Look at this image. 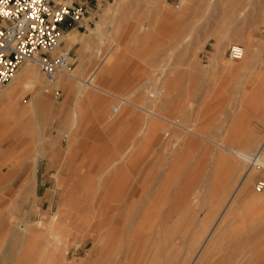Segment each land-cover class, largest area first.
Listing matches in <instances>:
<instances>
[{
  "label": "rangeland",
  "instance_id": "1",
  "mask_svg": "<svg viewBox=\"0 0 264 264\" xmlns=\"http://www.w3.org/2000/svg\"><path fill=\"white\" fill-rule=\"evenodd\" d=\"M71 1L87 10L84 26L62 24L75 31L69 48L62 41L74 77L49 80L33 63L49 83V102L37 116H0V264H136L140 255L154 256L151 264H186L244 162L235 169L232 159L215 157L210 141L172 148L178 131L145 113V93H161L148 104L158 113L179 122L189 108V122L205 135L226 136L249 155L264 136V0H251L257 19L241 32L226 28L225 0ZM235 44L252 69L227 58ZM88 74L143 108L84 87ZM29 98L21 94L23 104ZM262 174L264 168L252 177L248 198L215 241L212 264H264V199L254 201L264 197L255 190ZM26 176L31 185L23 188ZM191 196L201 197L195 208L182 202ZM18 226L32 237L17 234Z\"/></svg>",
  "mask_w": 264,
  "mask_h": 264
},
{
  "label": "bare ground",
  "instance_id": "2",
  "mask_svg": "<svg viewBox=\"0 0 264 264\" xmlns=\"http://www.w3.org/2000/svg\"><path fill=\"white\" fill-rule=\"evenodd\" d=\"M224 2H226V4H227V7H226V12L228 13L227 19H226V28L227 29L232 28L235 31H240L241 32L242 31L241 30V27H242L243 24L248 25L249 23H254L256 21L257 18L255 16V14H251L250 13V10H251V7H252L250 5L253 4L251 2V0H225ZM74 34H75V31L74 30H70V31H67V32L63 33V35L61 36V41H64L65 42L66 47H68V48L70 47L71 40L73 39ZM220 39H218V40H220ZM173 42H175V41H173ZM242 49H243V56L239 59V60L243 61L242 64H240L241 65V68L244 69V70L245 69H252L253 68V62L250 61V60H248L245 57V49L243 47H242ZM219 52H220V50H217V54ZM218 56H219V54H218ZM239 60H232V61H239ZM31 63H32V65H31ZM33 63L34 62H32V61H24L18 67V69L16 70V72L14 73V75L12 76V78L10 79L9 87H8V89L6 91V94L4 95L5 96V103H4L5 106H3V105L1 106V108H0V116H2L1 115L2 112L6 113V114L7 113H11V114H14V116L16 115L18 117L19 116L27 115V113H32L33 116H37L38 114H40L41 110L44 109L45 105L49 102V95L45 92L48 89V87H49V83H47L46 80L42 79L41 76H40V74L35 71V68L33 67V65L36 64V63H34V64ZM37 67H38V65H37ZM38 70L40 71L39 67H38ZM66 71H67V69L63 70L59 74H66L67 77H74V76L70 75ZM92 80H93L92 74H88L84 80H81L80 81V83H82L84 85V87L94 88L96 90V92L98 90V91H100V93L102 92V93H105L107 95H112V96L115 97V99L117 98V100L120 101V102H125V103H128V104L133 105V106L138 107V108H143L140 105L135 104L134 102L128 100V98L126 99L124 97H119L117 95H113L109 90H107V89H105L103 87H100L99 85L93 84L91 82ZM57 82H59V81H57ZM25 91L30 93V98L28 99L27 104H23L22 103V100H21V94L23 92H25ZM81 94H83V92ZM84 94H87V93H84ZM89 95H91L90 92H89ZM161 97H162L161 96V93L159 92L158 89L151 88V89L147 90V92L145 93V109L144 110H145V113H147L148 115H150L152 117H155V119L158 118L159 120L166 122L167 127H169V128H172L173 127V128L176 129V131H178L177 134L174 136L175 142H174V144L172 143L173 144L172 148H174L175 146H179V149L180 150H183V149H185L187 147L189 148V147H191L193 145L194 146L195 145H198L200 147H205L207 145L206 144V141H210L215 146L212 149L213 150V155L214 154L216 155L215 157H219L223 161L225 159L226 160L228 159V161H230V163H231V159H232L233 161H232L231 165H230V163H229V165L230 166L233 165L235 169L239 165L238 162H244V169H243V171H241V173H238L235 176L232 175V177H230V175L228 176V179L230 177V178L233 179V181H235L234 182V185H233V187L231 189V191L229 192V197L226 200H224L223 202H221L222 204H221V206L219 208V214H218L219 216H217L218 218L215 219V222L213 223L212 226H208V229H207V231H206V233H205L202 241L199 243V240H198L197 246L194 247L195 248L194 251L190 255L189 260L186 262V264H199L201 262H204L207 259L208 252L210 251L211 247L215 244V241L221 235L222 231L225 229V225H226L228 219H231V214L233 213V211L237 207L239 208V205L242 204L243 201H245L248 198V196H249L248 195V191H249L248 190L249 189L248 185H249V182L251 181L252 177L259 170H262L264 168V136L262 137V139L260 141H258V144L255 146V148L253 149V151L249 155H246L243 152V151H245V149L240 148V147H236L234 145L229 144L227 142L228 140H226V136L223 137L222 140H214L210 136L205 135L200 130V128L197 127V125L195 123H190L189 120H188V118L191 116V115L188 116V113L190 112V111H188L189 108H187L185 110L186 107H184L183 108L185 110L184 112L182 111V109H180V111H182L183 114H182V117L179 115L180 118H181V120L179 122L174 117H172L171 115H170V118L172 117V119L174 118L175 120H172L169 117H167V116H165L163 114L158 113L155 110V108H154L155 107L154 104H156L157 101L160 102ZM150 98H152V99H150ZM262 99H264V98H262ZM149 100L150 101H153V102H156V103L153 104L154 106H149L148 105V104H150V101ZM242 103H243V101H242ZM164 109H165V107H164ZM167 109H169V108H167ZM168 112H170V111H168ZM163 113H165V111H163ZM259 122H260V125L261 126H264V114L261 117V119L259 120ZM150 123H152V122H150ZM154 123L156 124L157 122H154ZM222 126L223 125H221V127ZM149 128H151V130H152L153 127H150L149 126ZM161 128H163V127L161 126ZM220 128H219V130H220ZM228 129L229 130L227 132H226V130L224 131L223 129H222V131L226 132L225 135L227 134V136L229 137V136H232V131L233 130H230L229 127H228ZM148 130H150V129H148ZM164 130H166V129H164ZM218 133L221 134L220 132H218ZM173 135H174V133H173ZM152 137H155V136H152ZM146 141L148 142L147 139H146ZM151 143H154V140H153V142L151 140ZM173 150L174 149H172V151ZM210 155H212V154H210ZM111 160H112V158H111ZM104 162H103V164H105ZM118 162L119 161H116L115 164L116 163L118 164ZM106 163H107V161H106ZM111 165H113V164H111ZM104 166L105 165H103V167ZM108 169L111 170L112 168L111 169L108 168ZM230 169H231V167H230ZM232 172H234V171H232ZM150 174L152 175L153 173H150ZM102 175L103 174H101V176ZM104 175H105V173H104ZM153 175H155V174H153ZM154 177H156V175ZM148 178H149V176H148ZM223 180H224V178H223ZM221 182H220V185H221ZM24 185H23V188H24ZM262 190H264V188ZM109 192H111V190ZM199 193L200 192H198V194ZM201 193H203V196L202 195L201 196L204 198V192L202 191ZM184 196H185V194H184ZM198 197H199V195H198ZM207 197H205V198L208 199L209 197L208 198ZM106 198H108V197H106ZM200 199H201V197L199 199H197V196H194V197L191 196L188 199H187V197L186 198L184 197V199H183L182 202H185V204L188 203L189 205L191 204L190 206L195 208L197 205H199ZM206 201H208V200H206ZM101 202H103V201H101ZM58 215H59V213H57V214L54 215V220L57 219ZM54 224H55V222L52 221V225L51 226H53ZM14 231L17 234L20 231L21 236H26L27 235V237H32L31 235H33L32 232L28 231V229L25 228V227H23V226H18V228H15ZM29 239H31V238H29ZM191 242L188 244L189 247L191 245ZM12 247H13V244H12ZM10 249H12V248H10ZM52 249H54V247ZM53 254H54V257H56L55 252ZM51 256L49 255V257H51ZM151 256H147L146 255L144 257L143 255H140L135 262H136V264H151L152 261L153 262L155 261V259H153L154 256H152V257ZM61 257H62V255H61ZM56 259H58V258H56ZM53 260H54V258H53ZM174 262H175L174 264H177L178 263L177 261H174ZM58 264H60V263H58ZM170 264H172V263H170Z\"/></svg>",
  "mask_w": 264,
  "mask_h": 264
},
{
  "label": "built area",
  "instance_id": "3",
  "mask_svg": "<svg viewBox=\"0 0 264 264\" xmlns=\"http://www.w3.org/2000/svg\"><path fill=\"white\" fill-rule=\"evenodd\" d=\"M0 0V89L5 86L24 61L36 63L45 78L53 80L71 64V50L64 47L61 36L65 21L84 26L87 10L70 0ZM89 24L88 21H86ZM230 60H239L243 49L230 45ZM264 181L255 183L261 191Z\"/></svg>",
  "mask_w": 264,
  "mask_h": 264
},
{
  "label": "crops",
  "instance_id": "4",
  "mask_svg": "<svg viewBox=\"0 0 264 264\" xmlns=\"http://www.w3.org/2000/svg\"><path fill=\"white\" fill-rule=\"evenodd\" d=\"M70 0H66L65 2L67 3V2H69ZM70 30H74V28H72V29H70ZM70 30H68V31H70ZM67 32V31H66ZM65 33V32H64ZM263 176H264V174H262ZM30 179H29V177L28 176H26L23 180H22V183H21V186H23L26 182L28 183V186L29 185H31V181H29ZM24 183V184H23ZM25 186V185H24ZM261 199H264V197H260V198H257V199H255L254 201H259V200H261ZM253 201V202H254ZM222 233H223V231H222ZM221 233V235L220 236H222L223 234ZM219 236V237H220ZM218 237V238H219ZM216 244H214L212 247H211V249H210V251L208 252V257H207V259L204 261V262H201V263H199V264H212V260L210 259V254H211V252H212V250H213V248H214V246H215Z\"/></svg>",
  "mask_w": 264,
  "mask_h": 264
}]
</instances>
